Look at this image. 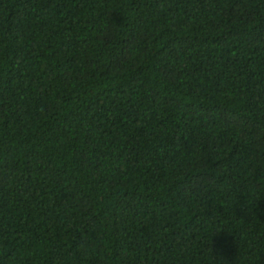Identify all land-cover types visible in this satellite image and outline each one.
Returning a JSON list of instances; mask_svg holds the SVG:
<instances>
[{
	"label": "trees",
	"instance_id": "1",
	"mask_svg": "<svg viewBox=\"0 0 264 264\" xmlns=\"http://www.w3.org/2000/svg\"><path fill=\"white\" fill-rule=\"evenodd\" d=\"M0 264H264V0H0Z\"/></svg>",
	"mask_w": 264,
	"mask_h": 264
}]
</instances>
